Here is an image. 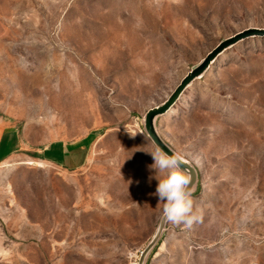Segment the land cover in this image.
<instances>
[{
	"label": "rangeland",
	"instance_id": "374dc122",
	"mask_svg": "<svg viewBox=\"0 0 264 264\" xmlns=\"http://www.w3.org/2000/svg\"><path fill=\"white\" fill-rule=\"evenodd\" d=\"M249 27L264 0H0V130L22 139L0 162V264H137L163 209L144 116ZM156 126L198 169L201 219L167 222L145 264H264V37Z\"/></svg>",
	"mask_w": 264,
	"mask_h": 264
},
{
	"label": "water",
	"instance_id": "95a60500",
	"mask_svg": "<svg viewBox=\"0 0 264 264\" xmlns=\"http://www.w3.org/2000/svg\"><path fill=\"white\" fill-rule=\"evenodd\" d=\"M252 36L264 37V28H245L227 38L222 39L212 50L207 53V55L200 62L194 65L186 73V75L181 79V81L177 84V86L165 100L147 110L144 116V128L146 134L149 136L156 147L161 148L168 154L177 152L160 134L156 126L157 118L165 115L174 107V105L182 98V95L187 90V88H189L193 84V82L201 78L208 71L212 63L222 52L231 48L240 40ZM182 167H185L191 173L192 188L194 189L198 182V169L196 165H194L189 159L184 157V165H182ZM166 224L167 221H165L162 216L151 240L142 251L141 257L137 264H145L147 255L160 239L162 233L165 230Z\"/></svg>",
	"mask_w": 264,
	"mask_h": 264
},
{
	"label": "clouds",
	"instance_id": "9594fccd",
	"mask_svg": "<svg viewBox=\"0 0 264 264\" xmlns=\"http://www.w3.org/2000/svg\"><path fill=\"white\" fill-rule=\"evenodd\" d=\"M161 178L156 195L163 202L162 216L169 223L191 227L201 219V209L192 196V176L185 168L184 157L179 152L168 154L157 147L151 152Z\"/></svg>",
	"mask_w": 264,
	"mask_h": 264
},
{
	"label": "crops",
	"instance_id": "0c3cea01",
	"mask_svg": "<svg viewBox=\"0 0 264 264\" xmlns=\"http://www.w3.org/2000/svg\"><path fill=\"white\" fill-rule=\"evenodd\" d=\"M86 144L71 146L70 148L61 149L62 157L66 165L75 166L80 163L81 158L85 155ZM22 150V139L16 129L0 130V162L10 160ZM66 152V153H64Z\"/></svg>",
	"mask_w": 264,
	"mask_h": 264
},
{
	"label": "bare ground",
	"instance_id": "6f19581e",
	"mask_svg": "<svg viewBox=\"0 0 264 264\" xmlns=\"http://www.w3.org/2000/svg\"><path fill=\"white\" fill-rule=\"evenodd\" d=\"M31 162V161H30Z\"/></svg>",
	"mask_w": 264,
	"mask_h": 264
}]
</instances>
